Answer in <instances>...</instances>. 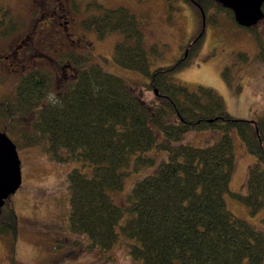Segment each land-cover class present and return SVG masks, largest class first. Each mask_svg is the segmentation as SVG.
<instances>
[{
  "label": "trees",
  "instance_id": "1",
  "mask_svg": "<svg viewBox=\"0 0 264 264\" xmlns=\"http://www.w3.org/2000/svg\"><path fill=\"white\" fill-rule=\"evenodd\" d=\"M187 1L204 13L213 6L238 25L232 11L217 0ZM94 4L101 12L83 19L82 27L98 38L121 34L113 60L147 76L152 101H144L123 78L83 53L66 54L61 65L68 64L70 75L53 98L47 99L51 72L39 69L22 75L13 94L0 97V121L15 136L9 137L16 147H39L53 161L82 160L90 166L89 172L74 168L67 174L68 231L84 238L71 244L109 251L119 238L116 225L126 211L129 216L120 233L130 241L126 249L131 264H264V231L227 211L223 197L230 192L251 213L264 208V116H233L212 88L190 90L173 79V73L198 53L202 26L174 64L151 69L139 17L124 6ZM261 10L264 23V2ZM7 15L9 10L0 5L1 35L19 24L11 17L6 21ZM215 17L213 24H219ZM244 28L258 38L256 25ZM240 56L248 59L246 53ZM259 57L264 60L262 51ZM29 116L25 124L23 118ZM204 129L220 130L221 136L205 146L173 144L189 130ZM231 130L256 158L247 169L245 192L229 191L235 164ZM159 132L167 142L157 140ZM153 147L166 152V158L133 183L127 206H119L113 193L122 189L133 163L154 162L147 154ZM16 222L13 211L2 207L0 235H13Z\"/></svg>",
  "mask_w": 264,
  "mask_h": 264
},
{
  "label": "rangeland",
  "instance_id": "2",
  "mask_svg": "<svg viewBox=\"0 0 264 264\" xmlns=\"http://www.w3.org/2000/svg\"><path fill=\"white\" fill-rule=\"evenodd\" d=\"M94 2L104 8L124 6L139 17L151 69L174 64L181 57L183 46L199 33L202 26L204 34L198 53L188 65L173 73V79L190 90H196L198 86L212 88L223 98L226 110L233 116L249 120L264 116V60L259 57L261 51L264 53V23L257 22L259 36L255 38L249 30L234 24L213 6L203 12V23L200 9L187 0H0V5L9 10L6 21L11 17L19 23L7 35H1L0 29V97L13 94L19 78L26 69L33 68L51 72L52 92L47 99L53 98L65 85L60 65L65 62L66 54L83 53L89 56L90 62L123 78L144 101L153 100V93L145 86L147 76L113 60L114 45L121 39V34L113 32L98 38L94 32L82 27L83 19L101 12ZM60 4L69 8L67 19L72 17L69 31L84 35L89 45L71 44L66 39L59 25L64 19L50 15L51 9ZM214 14L219 24H213ZM25 34L30 35V42L21 55L26 57V63H30L22 69L10 65L11 61L3 56L9 54L12 46ZM240 53H246L248 59L244 61ZM33 62L36 67H31ZM29 119L30 116L23 118L25 124ZM5 123L0 121V131L15 140ZM230 134L235 164L229 191L245 192L247 169L256 158L246 152L235 130ZM220 136L221 131L217 129L189 130L173 144L205 146ZM157 140L168 141L161 132ZM17 150L21 161V184L3 206L15 214L16 229L13 235H0V264H131L126 249L130 241L120 233V225L129 216L126 211L116 225L119 238L109 251H88L84 243L82 246L71 244L73 239L83 242L84 238L71 236L68 231L67 174L74 168L89 172L90 166L82 160L53 161L50 154L39 147L18 146ZM147 154L153 156L154 162L133 163L122 189L113 193V200L123 208L127 206L125 198L133 183L153 172L160 160L166 158V152L156 147ZM261 166L264 169V163ZM223 197L227 211L264 231V208L251 213L249 207L230 192H225Z\"/></svg>",
  "mask_w": 264,
  "mask_h": 264
},
{
  "label": "water",
  "instance_id": "3",
  "mask_svg": "<svg viewBox=\"0 0 264 264\" xmlns=\"http://www.w3.org/2000/svg\"><path fill=\"white\" fill-rule=\"evenodd\" d=\"M230 9L235 22L244 27L256 25L261 20V10L264 0H217ZM202 21L205 23L204 13ZM21 184V161L16 144L6 134L0 131V212L4 202L19 188Z\"/></svg>",
  "mask_w": 264,
  "mask_h": 264
},
{
  "label": "flooded vegetation",
  "instance_id": "4",
  "mask_svg": "<svg viewBox=\"0 0 264 264\" xmlns=\"http://www.w3.org/2000/svg\"><path fill=\"white\" fill-rule=\"evenodd\" d=\"M51 10H52V13H50V15L64 19L62 22H59V25L62 26V28H63V30L65 32L66 39L71 44H76V45H79V44L89 45L90 44V42L87 41L84 38V35H75V34H73L72 32L69 31V26L71 24L70 21L72 19V17H71L70 20L67 19L68 16H70L69 8H65L64 6H62V4H60V5L55 6V8L51 9ZM73 35H74V37H73ZM28 42H30V35H26L25 34L24 36H22L18 40V43H16L14 46H12L9 54L4 55L3 58L7 59V60H10L11 61L10 65L14 64L17 67H21L22 69H25L26 67H29V63L30 62L26 63V57H22V55H21V51L23 50L24 47L27 46ZM12 60H13V62H12ZM36 65L37 64L35 62L31 63V67L32 66L36 67ZM66 65H68V64L60 65L62 67V70H63L64 79H66L70 75L66 71V69H67ZM32 69L33 68L26 69L24 74H26L28 72H31V71H34V70H38V69H34V70H32Z\"/></svg>",
  "mask_w": 264,
  "mask_h": 264
}]
</instances>
